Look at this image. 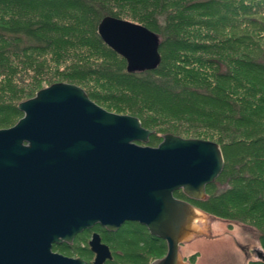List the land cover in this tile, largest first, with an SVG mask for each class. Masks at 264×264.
Returning <instances> with one entry per match:
<instances>
[{
	"label": "trees",
	"instance_id": "16d2710c",
	"mask_svg": "<svg viewBox=\"0 0 264 264\" xmlns=\"http://www.w3.org/2000/svg\"><path fill=\"white\" fill-rule=\"evenodd\" d=\"M255 5L246 0H0V114H17L18 103L54 83L79 86L99 105L88 89L51 73L50 63L64 66L77 49L89 47L81 39L89 35L93 46L119 58L118 65L99 68L122 88L117 97L124 104L113 113L136 117L143 128H159L163 135L219 143L223 169L198 205L216 217L256 227L264 246V35L224 32L238 21L262 23ZM105 16L156 34L159 65L126 72L125 60L98 35ZM57 47L62 49L52 55ZM46 53L51 56L44 59ZM137 99L138 106L126 104ZM217 184L223 189L215 191ZM128 263L145 262L137 256Z\"/></svg>",
	"mask_w": 264,
	"mask_h": 264
},
{
	"label": "water",
	"instance_id": "95a60500",
	"mask_svg": "<svg viewBox=\"0 0 264 264\" xmlns=\"http://www.w3.org/2000/svg\"><path fill=\"white\" fill-rule=\"evenodd\" d=\"M97 32L126 72L159 65V37L144 26L105 16ZM17 109L22 117L0 129V264H83L52 254L51 243H71L92 222L115 230L126 220L165 241V256L151 264H188L180 246L200 235L196 224L209 217L173 193L206 199L224 166L217 143L165 134L157 147L140 146L152 130L69 83L40 89ZM37 207L50 211L56 228L27 227ZM103 252L97 264L110 258Z\"/></svg>",
	"mask_w": 264,
	"mask_h": 264
},
{
	"label": "rangeland",
	"instance_id": "374dc122",
	"mask_svg": "<svg viewBox=\"0 0 264 264\" xmlns=\"http://www.w3.org/2000/svg\"><path fill=\"white\" fill-rule=\"evenodd\" d=\"M246 2H251L254 5L256 4L254 7H256L259 12L257 14V19L262 23L253 25L249 23L245 24L244 21H238L236 23V28L232 29L235 32L229 30L228 28L224 29V32H227L228 34H226L231 37L256 35V37L259 39L260 35H264V30L262 31V28L264 27V0H246ZM241 11L247 12L246 7L241 8ZM242 17L244 16L240 15V19ZM203 31L207 32V29H204ZM88 36L86 35L81 39L87 40V45H89V47L83 46L80 48L83 49V52L77 49L75 57H73V59L70 58L68 61L69 63L64 66L50 63L52 69L51 73L54 75V77L56 76L58 80H67V77L71 78L73 81L71 80L70 82H76V84L88 89V91H90V93L96 98V101L102 108H105V110L108 112H117V108H119L121 104H124L122 103L124 100L118 101L121 99L117 97V93H120L119 90H122V88L118 87L120 84L116 83V81L107 80L99 68L101 69V64H112L116 66L118 65L117 63H119V58L106 48L102 49L98 45L93 46L91 44L92 38H89ZM260 43L264 47V40H262ZM90 48H93L94 51H90ZM242 48L243 47H241V49ZM61 49L62 48L60 47L54 48L52 55ZM88 50L90 51L89 53L87 52ZM90 53L95 55L89 57ZM50 56V53H46L44 59H47ZM24 95L25 94H22L18 100L24 98ZM139 101L141 100L137 99L135 103L132 101H126V104L128 106H132L131 104L138 106L140 104ZM14 103H16V100ZM145 106H147V104ZM2 112L3 113L0 114V128L11 127L22 117L21 112H18L15 115L8 111ZM123 114H127V112L123 111ZM152 135L154 137L150 138L148 143L138 144L140 146L149 147L158 146V144L162 141L163 133L160 132L159 128H156L154 129ZM217 144L220 146L219 143ZM215 186V191H220L223 189L219 184ZM174 195L180 198H183L184 196L181 191L176 192ZM188 202L197 209L203 211V213L209 218L196 224V226L201 231L200 235H194V237H192L187 243H183L180 246L179 251L183 261L187 262L188 264H250L254 261L264 262V246L259 239L260 233L256 227L251 226V224L216 217L202 210L195 201L188 199ZM236 211L237 210L234 212ZM131 230H133L132 226L126 228L125 231L129 232ZM134 236L135 235L130 238V241H136L137 239H140L144 242L145 240L143 243L144 245H141V247H144L147 251L149 248H153L152 251L154 252L151 250L150 253L147 251L145 253L141 252L142 255L145 256H143V258H146V260L148 259L149 262L151 261L152 263L154 260L161 259L165 256L167 247L164 241L158 240L156 244L150 245V241L146 237L138 238V236H136V238ZM146 260L141 261L146 262ZM124 263L126 262L123 261L122 264Z\"/></svg>",
	"mask_w": 264,
	"mask_h": 264
},
{
	"label": "flooded vegetation",
	"instance_id": "af4514ba",
	"mask_svg": "<svg viewBox=\"0 0 264 264\" xmlns=\"http://www.w3.org/2000/svg\"><path fill=\"white\" fill-rule=\"evenodd\" d=\"M176 192L173 193V196L176 199L189 203V198H187L183 193V198L175 196L174 194ZM191 201H195L196 203L199 202L196 200ZM43 209L37 207L30 211L29 216L31 222L30 225L27 226L28 228H56V222L54 223L50 211H44ZM131 226L133 230L129 232L125 231L126 228ZM133 235H135L134 237L138 236V238L146 237L150 241V245L156 244L158 240L164 241L157 238L156 236H153L145 225H142L136 221L126 220L121 223L115 230H109L101 222H92L87 226L82 227V230L73 237L71 243H66L64 241L61 243H51V253L62 255L63 257L68 259L78 260L79 262L81 261L83 262V264H97L96 260L98 257H101V254L103 257H105L104 254L106 252H103L104 246L108 249L110 258H104V261H102V263L100 264H122L123 261L126 262L124 264H130L128 262L135 259L137 260V256L140 260H146V258H143L144 255H142V253H145L147 250L144 247H141V245H144L143 243L145 242V240L144 242L140 239H137L136 241H130V238H132ZM152 249L153 248H149L147 252L150 253ZM147 260L144 264H151V261L147 263Z\"/></svg>",
	"mask_w": 264,
	"mask_h": 264
},
{
	"label": "bare ground",
	"instance_id": "6f19581e",
	"mask_svg": "<svg viewBox=\"0 0 264 264\" xmlns=\"http://www.w3.org/2000/svg\"><path fill=\"white\" fill-rule=\"evenodd\" d=\"M176 192V191H175Z\"/></svg>",
	"mask_w": 264,
	"mask_h": 264
}]
</instances>
